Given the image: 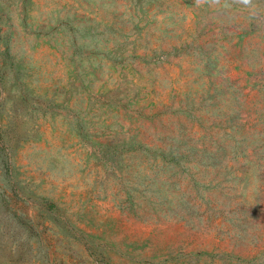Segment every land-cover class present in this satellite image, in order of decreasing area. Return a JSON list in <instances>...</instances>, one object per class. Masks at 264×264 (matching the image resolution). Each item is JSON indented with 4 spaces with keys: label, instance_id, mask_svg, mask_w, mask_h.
<instances>
[{
    "label": "rangeland",
    "instance_id": "rangeland-1",
    "mask_svg": "<svg viewBox=\"0 0 264 264\" xmlns=\"http://www.w3.org/2000/svg\"><path fill=\"white\" fill-rule=\"evenodd\" d=\"M0 264H264V0H0Z\"/></svg>",
    "mask_w": 264,
    "mask_h": 264
},
{
    "label": "clouds",
    "instance_id": "clouds-1",
    "mask_svg": "<svg viewBox=\"0 0 264 264\" xmlns=\"http://www.w3.org/2000/svg\"><path fill=\"white\" fill-rule=\"evenodd\" d=\"M251 2V0H242V3H244V4H249Z\"/></svg>",
    "mask_w": 264,
    "mask_h": 264
}]
</instances>
